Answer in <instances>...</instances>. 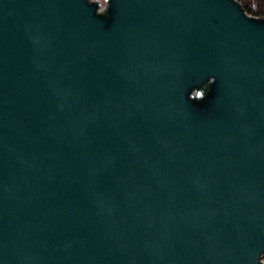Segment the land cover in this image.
Masks as SVG:
<instances>
[{"label": "water", "instance_id": "95a60500", "mask_svg": "<svg viewBox=\"0 0 264 264\" xmlns=\"http://www.w3.org/2000/svg\"><path fill=\"white\" fill-rule=\"evenodd\" d=\"M100 5L0 0V264H264V19Z\"/></svg>", "mask_w": 264, "mask_h": 264}, {"label": "trees", "instance_id": "16d2710c", "mask_svg": "<svg viewBox=\"0 0 264 264\" xmlns=\"http://www.w3.org/2000/svg\"><path fill=\"white\" fill-rule=\"evenodd\" d=\"M242 8L255 18L264 19V0H236ZM210 86H204L201 89L195 90L191 94V98L200 99L208 91Z\"/></svg>", "mask_w": 264, "mask_h": 264}, {"label": "rangeland", "instance_id": "374dc122", "mask_svg": "<svg viewBox=\"0 0 264 264\" xmlns=\"http://www.w3.org/2000/svg\"><path fill=\"white\" fill-rule=\"evenodd\" d=\"M94 1H100L101 2V10H103L105 8L106 0H94ZM262 260L264 262V255L262 257Z\"/></svg>", "mask_w": 264, "mask_h": 264}, {"label": "built area", "instance_id": "2783aa9c", "mask_svg": "<svg viewBox=\"0 0 264 264\" xmlns=\"http://www.w3.org/2000/svg\"><path fill=\"white\" fill-rule=\"evenodd\" d=\"M99 2H100V1H99ZM100 4H101V2H100ZM105 7H106V5H105ZM104 9H105V8H104ZM104 9H103V10H104ZM99 10H100V11H103V10H101V5H100V9H99Z\"/></svg>", "mask_w": 264, "mask_h": 264}]
</instances>
